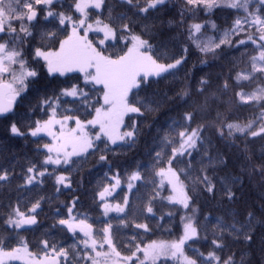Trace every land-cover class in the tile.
<instances>
[{"label":"snow or ice","instance_id":"snow-or-ice-1","mask_svg":"<svg viewBox=\"0 0 264 264\" xmlns=\"http://www.w3.org/2000/svg\"><path fill=\"white\" fill-rule=\"evenodd\" d=\"M224 9L235 19L221 33L209 18ZM0 119L37 140L43 159L25 184L54 177L57 194L89 157L111 172L143 137L155 141L149 163L105 173L95 223L78 196L66 215L56 209L52 229L71 244L21 235L52 197L0 208V264H264V0H0ZM157 201L179 215L178 234L145 242ZM210 201L243 207L201 220ZM201 233L206 252L193 247Z\"/></svg>","mask_w":264,"mask_h":264},{"label":"trees","instance_id":"trees-1","mask_svg":"<svg viewBox=\"0 0 264 264\" xmlns=\"http://www.w3.org/2000/svg\"><path fill=\"white\" fill-rule=\"evenodd\" d=\"M210 20L215 21L218 25L220 32L228 29L233 20L235 19V14L231 10H217L215 14L212 15ZM211 35V31L207 33ZM238 55V54H237ZM194 59V58H193ZM192 62L190 60L188 67H191ZM35 93L30 94L34 96ZM251 110L246 108H241L238 110V115L243 118H247L250 115ZM39 112L36 115H32L30 119L34 121L39 118ZM173 118H179L177 112L171 113ZM18 123L23 132H28V123L29 116L24 108L17 109ZM167 118L162 116L160 118L161 126L164 125V122ZM47 141V137L43 140H40L39 143H44ZM36 138L27 135L26 137L13 136L7 124L0 119V172L7 170L9 173V181L3 182L0 181V208L6 207L9 202L16 206L17 201H19V206L21 210L27 211V208L31 207V204L35 200L39 199L41 196L52 197L51 201L45 199L42 201V210H39V216L37 217L38 224L33 226L34 231L22 232L21 235L25 237L30 242H35L38 238L41 237L42 233L45 231H50L51 235L54 236L57 240H60L63 244H71L72 238L71 234L59 233L57 230L52 229L54 223V213L56 209L59 208L65 215L67 214V209L63 207L64 204H71L73 196H78L80 203L77 205V211L81 213H87L92 220L90 222L95 223L96 217L100 216L102 218V213L99 208L93 203L94 193L97 190V186L101 183H107V177L105 173H108V176H112L119 170L120 175L126 176V174L135 167L136 163H149L150 161V151L155 146V141L153 140V134L150 133L147 136L143 137L140 142L135 146L133 150L127 151V154H120L117 158L113 160L114 167L111 172L108 171V166H100L97 164V159L94 157H89L88 162H86L82 169L77 172H72V189H63L57 194L54 186V177L48 178L45 177L42 184L26 185L25 172L30 163L39 164L43 157L36 153ZM100 147H103L101 145ZM53 166H49V171L52 170ZM57 174H61L57 172ZM67 175V173H63ZM126 190V188H125ZM119 192V189H117ZM167 191L164 192L166 196ZM113 195H116L114 193ZM122 195V194H121ZM254 193H249L246 195L245 200L251 202V198ZM115 202V201H113ZM164 204H161L160 201L156 203V216L151 222L152 232L146 235L145 242H148L149 239H171L172 235L169 234V231L172 233L178 234V227L180 224L179 215L174 217H169L168 212L170 208ZM243 207L240 205H231L225 204L220 205L216 201L202 202L200 205V217L201 220L205 216H210L213 220L217 217L223 216L228 217L230 211ZM110 215H115L110 214ZM163 217V218H161ZM157 224L160 226L157 227ZM59 226H57L58 228ZM131 229L125 230V235H130ZM79 235V234H78ZM211 235L209 233L210 243ZM193 247L200 248L201 251L207 249V244L203 240V233H201V240L193 245Z\"/></svg>","mask_w":264,"mask_h":264},{"label":"rangeland","instance_id":"rangeland-1","mask_svg":"<svg viewBox=\"0 0 264 264\" xmlns=\"http://www.w3.org/2000/svg\"><path fill=\"white\" fill-rule=\"evenodd\" d=\"M114 194V193H113Z\"/></svg>","mask_w":264,"mask_h":264}]
</instances>
